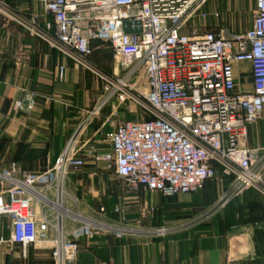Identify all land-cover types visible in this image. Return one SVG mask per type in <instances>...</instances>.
<instances>
[{"label": "built area", "instance_id": "obj_1", "mask_svg": "<svg viewBox=\"0 0 264 264\" xmlns=\"http://www.w3.org/2000/svg\"><path fill=\"white\" fill-rule=\"evenodd\" d=\"M207 1L37 0L50 18L41 28L36 16L27 21L10 16L85 68L92 42L107 43L118 71L103 74L101 95L87 112V119H92L111 108L104 120L113 126L110 154L98 153L93 140L82 141L85 120L41 175L40 186L34 177L7 187L0 181V215L10 220L11 243L22 248L48 244L52 264H77V236L92 238L104 229L76 211L75 200L65 190L66 178L87 160L112 168L124 189L134 194L143 190L168 198L190 195L208 180H227L216 201L180 224L181 230L209 222L249 191L264 197V148L248 147V127L264 113V0H255L251 27L229 37L198 31L196 21L220 17L217 11L204 9ZM125 21L139 22L140 31L124 33ZM241 63L249 65V92L236 87L234 65ZM63 74L60 67V79ZM137 95L144 99L146 117L114 123L111 116L119 108L129 111L126 104ZM27 100L33 103L32 96ZM33 202L42 206L38 217ZM98 212L107 211L100 206ZM112 212L124 221L119 206Z\"/></svg>", "mask_w": 264, "mask_h": 264}, {"label": "crops", "instance_id": "obj_2", "mask_svg": "<svg viewBox=\"0 0 264 264\" xmlns=\"http://www.w3.org/2000/svg\"><path fill=\"white\" fill-rule=\"evenodd\" d=\"M254 8L255 0H228L225 5L231 15L242 11L253 15ZM211 11L222 15L216 8ZM10 16L26 21L36 16L40 28L50 18L37 0H0V181L7 187L34 177L40 186L41 175L85 120L82 141L93 140L98 153H111L113 126L104 124L111 108L87 119L95 100L90 96L87 69L50 48ZM95 57L91 60L107 74L118 72L112 54ZM60 67L64 69L61 79ZM234 76L239 91H251L247 63L235 64ZM29 96L33 97L31 105ZM111 120L115 123L119 116ZM258 122L248 127V147L253 150L264 148V120ZM104 169L103 163L87 160L81 170L66 178L65 190L75 200L76 211L104 227L92 238L77 236V264H264V204L256 215L259 219H253L250 195L239 198L206 224L181 230L180 224L216 201L223 181L211 180L197 193L168 198L143 190L127 192ZM33 203L38 217L42 206ZM100 206H105V215L98 212ZM115 206L124 211L123 222L112 212ZM161 228L167 229L164 235L156 233ZM10 234L9 218L0 215V264H52L48 244L22 248L10 242Z\"/></svg>", "mask_w": 264, "mask_h": 264}, {"label": "rangeland", "instance_id": "obj_3", "mask_svg": "<svg viewBox=\"0 0 264 264\" xmlns=\"http://www.w3.org/2000/svg\"><path fill=\"white\" fill-rule=\"evenodd\" d=\"M227 1L228 0H208L206 2L204 9L207 12L213 8H216L222 13V15L220 19L216 21H214L210 17L204 23L202 22L199 23L196 21L195 25L196 27H198L199 32L204 33V32H208L211 30H221L222 34L225 37H229L235 32L244 31L245 29L249 28V20L254 14L253 15L247 14L244 11H242L240 15H231L225 9V5ZM108 54H111V52H110V48L107 43L94 42L92 44V54L87 59L88 63H87L86 69L89 74V84H90V90H91L90 93H93V95L90 94V96L95 97L94 102L96 101L97 97L101 95V77L103 76V74L105 75H108V74L105 72V70L100 65H98L97 62L95 63L91 59L96 58L95 56L97 55L100 56L99 58L101 59L104 56H108ZM111 60H112V57H111ZM112 65H113V60H112ZM140 92L142 94H145L146 90L144 86L140 87ZM94 102L92 103V105L94 104ZM126 106L130 109L129 111L126 110L125 108H119L118 113L114 115L115 117H111V118L115 119L117 116H119V120H124V119L138 120V119H143L146 117L145 115L146 106H145V102H144L142 95H137L135 96V99L129 100ZM260 120L261 121L264 120V114ZM104 170L108 171L109 175L110 173L111 174L113 173L112 168H105ZM116 181H118L121 187L124 188L123 181L121 179H118L116 177ZM223 185L225 186L224 182H223ZM106 197L107 199H109L107 193H106ZM250 199H252L253 201H257V206H255L254 208L252 207L250 210V213H252V215L253 214L258 215L261 204H264V197L257 194L255 196H250ZM258 204H260V206H258Z\"/></svg>", "mask_w": 264, "mask_h": 264}, {"label": "trees", "instance_id": "obj_4", "mask_svg": "<svg viewBox=\"0 0 264 264\" xmlns=\"http://www.w3.org/2000/svg\"><path fill=\"white\" fill-rule=\"evenodd\" d=\"M94 42H99V41H94ZM92 44H93V42H92ZM208 181H211V180H208ZM208 181H206L205 183H204V185H203V187L205 186V184L208 182ZM223 182L226 184L227 183V180H223ZM203 187L199 190V191H201L202 189H203ZM199 191H197V192H199ZM197 192H195V193H197ZM194 194V193H193ZM245 195H250V196H255V195H257L255 192H253V191H249V192H247V193H245L244 195H242L241 197H243V196H245ZM241 197H239V198H241ZM170 198H172V197H170ZM239 198H236V199H234V200H232L230 203H228L227 205H226V207L222 210V211H224L226 208H228L229 206H231V205H233V204H235L237 201H238V199ZM249 206L252 208H254L255 206H257V201H253L252 199H251V202L249 203ZM258 206H260V204H258ZM262 207L260 206V209H261ZM204 208H202V210H203ZM259 209V210H260ZM221 212H219L218 214H216L215 216H218L219 214H220ZM214 216V217H215ZM252 217H255V218H253V219H259V218H257L256 217V215H252ZM204 224H206V223H202V224H200V225H204ZM199 225V226H200Z\"/></svg>", "mask_w": 264, "mask_h": 264}, {"label": "water", "instance_id": "obj_5", "mask_svg": "<svg viewBox=\"0 0 264 264\" xmlns=\"http://www.w3.org/2000/svg\"><path fill=\"white\" fill-rule=\"evenodd\" d=\"M123 32L126 34L137 33L140 31L139 22L125 21L122 25Z\"/></svg>", "mask_w": 264, "mask_h": 264}]
</instances>
